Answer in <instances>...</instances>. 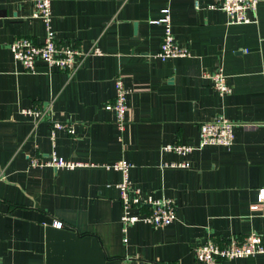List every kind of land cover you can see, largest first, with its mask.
<instances>
[{
    "label": "crops",
    "instance_id": "0c3cea01",
    "mask_svg": "<svg viewBox=\"0 0 264 264\" xmlns=\"http://www.w3.org/2000/svg\"><path fill=\"white\" fill-rule=\"evenodd\" d=\"M36 1L0 0V261L199 264L193 248L209 237L264 234V209H250L264 186V0L257 21L240 24L212 7L222 0H52L56 37L85 53L71 73L41 59L27 70L9 48L20 36L44 40L45 23L32 15ZM164 8L176 45L189 55L156 56L163 26L152 20ZM94 46L100 54L91 53ZM219 70L229 93L208 78ZM116 77L128 89L121 126L104 108ZM43 106L74 132L52 135L50 122L23 112ZM219 115L235 123L229 147L184 155L162 149L195 145L199 125ZM52 150L93 165L31 164ZM122 158L142 195L174 201L171 224L138 221L123 229L120 173L107 167ZM215 264H264V253Z\"/></svg>",
    "mask_w": 264,
    "mask_h": 264
},
{
    "label": "built area",
    "instance_id": "2783aa9c",
    "mask_svg": "<svg viewBox=\"0 0 264 264\" xmlns=\"http://www.w3.org/2000/svg\"><path fill=\"white\" fill-rule=\"evenodd\" d=\"M51 2L52 0H37L32 15L40 17L46 26V35L41 43H36L25 36L13 39L9 48L16 60L25 69L33 70L38 59L45 61L50 67L59 70L73 72L79 66V62L85 54L79 44L71 43L68 40L58 39L51 28ZM258 0H222L214 8L221 9L227 17V23H252L257 21ZM197 7V3H196ZM163 15L158 20H152L163 26L161 42L156 56L162 60L174 56H187L190 51L185 47H179L175 43L172 30L171 15L168 8L162 9ZM91 53L100 54L98 47L94 46ZM208 78L216 91L221 94L229 93L230 86L226 76L222 71H216ZM128 89L125 87L120 77L114 79L113 99L104 105L106 110H112L116 116V123L121 126L128 112ZM31 112L38 120L50 122V132L53 135L56 129H64L69 133L74 132L73 126L59 121H52L50 109L39 107L35 109H25L23 112ZM235 123L224 116H217L211 121L203 122L199 125V138L195 145L181 142L166 143L162 149L172 151L181 155L191 153L196 149H201L209 145H222L229 147L234 140ZM32 165L50 166L56 169H74L83 166H92L93 163L74 159H65L52 150L45 158L31 159ZM186 166L187 163H181ZM132 164L124 158L107 167L117 170L120 173V180L116 186L119 191L121 202V223L123 229L138 221H144L155 228H162L171 224L176 219L175 203L168 197H153L152 195H142L140 190L132 186L130 180V169ZM264 209V186L257 189V198L250 205L251 210ZM54 227H61L62 222L54 221ZM264 253V234L255 232L247 233L242 237L230 236L225 239L216 240L207 238L204 242L193 248V256L199 264H215L219 260H229L248 256H255ZM0 264H14L2 263Z\"/></svg>",
    "mask_w": 264,
    "mask_h": 264
}]
</instances>
